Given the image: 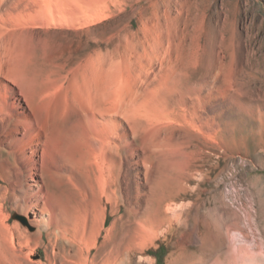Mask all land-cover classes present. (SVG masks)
I'll return each instance as SVG.
<instances>
[{
	"label": "rangeland",
	"instance_id": "374dc122",
	"mask_svg": "<svg viewBox=\"0 0 264 264\" xmlns=\"http://www.w3.org/2000/svg\"><path fill=\"white\" fill-rule=\"evenodd\" d=\"M132 1L147 11L144 18L139 20V5ZM124 2L118 12L117 0H0V77L15 82L25 97L43 93L56 107V165L46 157L42 172L32 176H44L72 224L75 242L62 241L59 251L63 247L72 258L82 256L86 264H104L112 250L109 229L111 238L121 236L133 248L129 255L120 247L122 264H264V0ZM145 26L155 37L174 38L169 47L166 42L155 46V59L146 68L131 53V43L141 51ZM88 56L89 81L100 66L107 68L97 86L110 114L123 112L131 85L141 94L136 118L167 109L160 122L149 123L151 139L160 142L153 176L173 191L154 215L159 220L154 231L145 222L136 226L130 211L138 206L140 221L146 210L144 196H137L143 170L125 158L118 191L122 208L118 214L108 210L105 230L90 253L89 133L74 110L65 107L64 88L55 95L45 92L52 84L65 86L78 78ZM169 69L187 70L189 77L181 81L189 82L198 97L180 104L172 83L181 77L166 75ZM14 190L4 213L14 233L27 236L28 246L21 247L16 237L12 242L0 238V264L17 256L21 264H49L44 247L29 252L40 244L38 229L25 221L21 188ZM132 229L139 240L128 241L125 234Z\"/></svg>",
	"mask_w": 264,
	"mask_h": 264
},
{
	"label": "bare ground",
	"instance_id": "6f19581e",
	"mask_svg": "<svg viewBox=\"0 0 264 264\" xmlns=\"http://www.w3.org/2000/svg\"><path fill=\"white\" fill-rule=\"evenodd\" d=\"M124 1L117 0V3H114L113 6L118 9V12L122 11ZM132 4L136 6L139 5V2L132 1ZM138 10L140 20L144 18V12L146 13L147 11L141 5H139ZM144 30V40L140 42L141 51H138L139 44L131 43V53L138 58L141 67L146 68L155 59V49L157 48L155 46L161 47L166 42L169 47L170 42H174V38L168 36L165 39L158 36L155 37L150 34V28L146 26ZM177 54L179 56L182 55L181 53ZM83 61L84 64L79 68V71L77 70L76 77L78 78L67 82L65 86L52 84L45 92L49 91V93L55 95L60 87L64 88V92H66L64 99L67 103L65 107L74 110L77 115V121H79L78 124L82 122L83 126L85 125L87 128L86 133H89L90 253L91 248L93 247L94 249L96 247V238L102 230H105L104 227L109 216H107L108 210L118 214L122 208L118 191L121 189L125 158H130L135 166H141L143 170L144 185L141 189L137 188V196H144L146 210L145 214H143V220H140L141 222L137 215V213L139 214L138 206L130 211L132 215L130 220L136 226V222L140 226H144L145 222L148 225H145L146 229L147 227L150 229L154 228L156 222L159 221H155V213L161 211L164 204L172 198L173 191L170 187L164 185L160 177L153 176L155 174L154 161L160 149L157 144L160 142H154L151 139V124L149 123L150 120H154L153 122L156 121V123L160 122V120L165 118L167 109L156 108L159 109L160 114H157V112L154 115L152 114V117L146 113L142 116L143 118H136L134 116L136 114L135 111H137L136 106L139 105H135L136 99L141 94H138L140 91L138 92L137 89V91L134 90L135 88L133 89L135 85H131L132 88L128 92V100L120 107L123 112L120 114L118 112L119 109L115 110L116 114H110L109 110L106 109L109 105L105 107L106 101L104 100L106 95L104 91H101L102 88L97 86L98 80L103 77L107 68H104V65L100 66L93 79L89 81V56L84 58ZM165 74L172 76L175 74L174 77H181L178 81L175 78L174 83H172L171 79V83L178 88L177 96L180 104L186 98L198 97L197 90L189 87V82L181 81L189 77L187 70L169 69V72L166 71ZM168 86L167 89H169ZM158 97L162 98L161 96ZM154 99L156 98L154 97ZM48 100L44 98L41 92L37 93L36 96L25 97L15 82L0 77V238L4 242L7 240L12 242L16 237L18 244L27 249L28 242L25 240L27 236L22 232V234L18 233L16 235L13 231V226L8 224V215L4 213V203L14 194L15 186H19L22 191L21 201L26 209L24 213L25 221L30 226L38 229L37 234L40 244H36L34 248L29 247L30 254H33L34 250L44 247L46 249V252L44 251L45 260L49 264H56L57 258L64 259L66 264H86L88 260L83 259L82 256L72 258L71 253L64 250L63 247L62 251H59V244H62V241L75 242V239L71 237L72 224L69 221V216L64 215L65 212L62 211L58 202L49 193L44 176L40 174L38 179H34L32 176V173L38 174V172H42L46 157H50V165L55 166L57 162V157L55 158L53 153L58 148L55 146L56 142L52 141L56 107L52 106ZM118 118L123 122L118 121ZM146 142L149 143L146 144ZM1 146H4L5 149L2 150ZM26 170L30 172L28 182H24L22 179ZM27 211L32 216L27 215ZM100 215V220L96 222L97 217ZM39 228L42 230L39 231ZM112 229H115V225ZM146 229H143L144 232H146ZM110 231L107 229L105 233L112 250L108 253L109 255L105 259L104 264H122L125 256L123 251L127 250V254L130 255L133 253V248L130 243L125 244V240L121 236L120 238H123L122 241L121 239L111 238ZM132 232V234H125L128 241L139 240L140 236H138L137 230L132 229ZM141 236L144 235L142 234ZM121 246H124L123 251L120 250ZM49 248L50 253L48 252ZM17 257L13 260L11 257L8 258L7 264H21Z\"/></svg>",
	"mask_w": 264,
	"mask_h": 264
}]
</instances>
